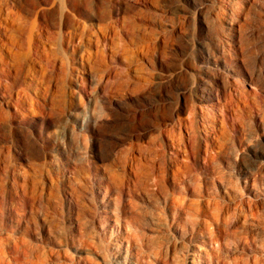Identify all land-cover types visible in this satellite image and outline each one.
<instances>
[{
  "label": "rangeland",
  "instance_id": "obj_1",
  "mask_svg": "<svg viewBox=\"0 0 264 264\" xmlns=\"http://www.w3.org/2000/svg\"><path fill=\"white\" fill-rule=\"evenodd\" d=\"M0 264H264V0H0Z\"/></svg>",
  "mask_w": 264,
  "mask_h": 264
},
{
  "label": "bare ground",
  "instance_id": "obj_2",
  "mask_svg": "<svg viewBox=\"0 0 264 264\" xmlns=\"http://www.w3.org/2000/svg\"><path fill=\"white\" fill-rule=\"evenodd\" d=\"M237 93V92H236ZM240 95V94H239ZM243 96V95H242ZM240 97V96H239ZM203 98V97H202ZM201 99V98H200ZM205 101V100H204Z\"/></svg>",
  "mask_w": 264,
  "mask_h": 264
}]
</instances>
